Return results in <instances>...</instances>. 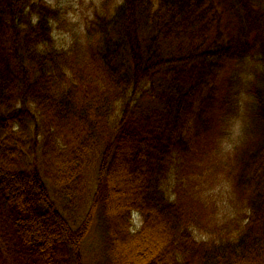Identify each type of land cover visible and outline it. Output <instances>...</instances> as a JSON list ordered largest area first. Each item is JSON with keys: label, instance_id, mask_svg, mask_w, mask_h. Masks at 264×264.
<instances>
[{"label": "trees", "instance_id": "obj_1", "mask_svg": "<svg viewBox=\"0 0 264 264\" xmlns=\"http://www.w3.org/2000/svg\"><path fill=\"white\" fill-rule=\"evenodd\" d=\"M97 10L69 43L62 4L0 0V264H86L94 226L96 264H264V0ZM213 153L222 221L194 184Z\"/></svg>", "mask_w": 264, "mask_h": 264}, {"label": "rangeland", "instance_id": "obj_2", "mask_svg": "<svg viewBox=\"0 0 264 264\" xmlns=\"http://www.w3.org/2000/svg\"><path fill=\"white\" fill-rule=\"evenodd\" d=\"M49 3L58 2L62 4L64 8L65 19L62 23L60 29V38L67 39L70 43L72 40L82 39L83 30L86 24V17L92 16L94 13L98 12V8L101 5L102 0H45ZM69 22V23H68ZM238 133L241 126L237 127ZM33 134V131H32ZM41 140V137H38ZM224 152H227L225 149ZM29 164L34 159V151L31 149V145L27 144L26 148L23 150V157ZM203 166L200 168L198 166L195 169L196 177L194 179V184L196 181V186L202 191L204 202L207 204L208 217H212L213 221H222L225 217L235 214L234 204L231 203L230 181L227 177L228 171V154H217L213 153L210 157L203 161ZM95 175H93L94 178ZM124 179H121L120 184H116L114 189L116 190V202H125L123 192L120 193L121 187H125ZM139 217L133 214V222L137 227L140 226ZM102 230L97 226H94L86 240L84 241L83 253L87 261L86 264H96L102 258V244H104ZM123 241L122 251H125L124 260H143V255L149 254L147 247L137 245L134 243H129ZM127 244V245H126ZM143 245V243H140ZM123 253V252H122ZM145 257V256H144Z\"/></svg>", "mask_w": 264, "mask_h": 264}]
</instances>
